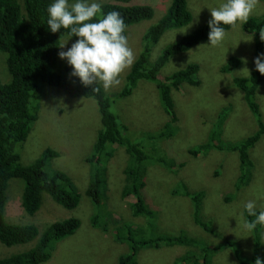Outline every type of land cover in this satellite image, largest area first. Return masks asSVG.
Returning a JSON list of instances; mask_svg holds the SVG:
<instances>
[{
    "label": "rangeland",
    "instance_id": "1",
    "mask_svg": "<svg viewBox=\"0 0 264 264\" xmlns=\"http://www.w3.org/2000/svg\"><path fill=\"white\" fill-rule=\"evenodd\" d=\"M23 1L19 0L22 6ZM171 2L172 0L133 1L132 4L149 5L155 10L152 20L128 29L129 46L136 58L143 35L163 18ZM223 2L224 0H188L193 14L192 22L165 33L153 46L150 60L154 61L167 46L208 24L212 18L209 9L219 7ZM106 3H113V0H103V4ZM22 9L24 13V8ZM262 15L264 2L257 0L250 18ZM244 23H238L226 32L227 35L220 44L211 46L209 40L201 43L172 58L161 71L162 77L167 78L185 69L190 63L200 65L201 87L185 86L181 92L172 93L179 122L174 129V136L169 139L154 144L147 138V131L162 129L169 121L159 103L155 85L142 81L132 98L124 100L116 96L123 89L125 76L132 65L122 73L119 85L105 90L102 83L99 84L111 101V111L119 122H125L128 126L124 129L125 136L140 144L147 152L150 151L146 187L142 194L148 208L155 212L152 223L144 217L133 216L131 205L135 203V198L123 197L125 170L130 160L125 147L112 145L109 148L113 153L112 158L106 160L107 157L103 154L95 159V144L102 128L97 102L92 98H74L60 88L40 82L37 102L39 119L33 124L27 140L17 146L16 152L21 158V164L25 166L41 159L48 149L56 152L58 156L51 160L49 169L66 173L72 179L80 200L77 208L68 210L45 195L41 209L35 215H29L22 207L23 180H11L7 190L6 220L15 225H34L38 228L39 235L32 242L22 245L7 247L0 243V259L34 248L53 223L78 218L80 228L73 236L54 244L52 258L45 264H120L122 256L132 253L127 238L123 235L121 238L116 237L117 230L126 229V226L144 227L139 228L137 233L145 234L148 238L165 235L177 237L186 233L205 246H219L217 252L211 254V264H240L235 253L237 249H240L247 262H251L248 260L252 250L251 232L244 229V205L252 200L257 204L258 211L264 210V135L250 150L254 164L252 176L249 184L240 190L237 189V181L241 177L239 153L229 149L260 129L259 118L250 109L245 94L234 83L236 77H249L253 73L261 76L255 102L264 124V75L256 71L255 40L252 35L243 31ZM74 42L71 37L63 35L61 45H67L64 49H59V52L67 50ZM231 57L240 60L239 67L232 73H222L221 69ZM245 68L250 73L242 72ZM57 72L75 84H82L71 75V67L60 57ZM11 81L7 55L0 51V83L7 85ZM221 114L225 120L217 127L220 140H216L215 147L203 156L192 155L189 150L208 141ZM135 121H146V127L142 124L135 125ZM160 157L165 160L166 165L156 163ZM172 159L179 164L185 163L184 167L170 169L168 165ZM97 170L102 172L103 178L104 196L100 204H96L86 194L91 177ZM181 182L192 193L202 195L201 220L208 225L209 231L194 222L192 200L173 195ZM95 216H98L97 224H100V228L93 226ZM105 226L108 228L107 232L102 231ZM261 230L260 252L262 250L263 256L264 226H261ZM188 250L191 249L178 245H164L159 249L144 248L136 256V264H181V258Z\"/></svg>",
    "mask_w": 264,
    "mask_h": 264
},
{
    "label": "trees",
    "instance_id": "2",
    "mask_svg": "<svg viewBox=\"0 0 264 264\" xmlns=\"http://www.w3.org/2000/svg\"><path fill=\"white\" fill-rule=\"evenodd\" d=\"M133 1L113 0V3L103 4L105 13L118 11L122 15L127 25V37L128 29L131 26L152 20L155 16L152 6L132 4ZM258 1L264 2V0ZM51 2L52 0H24L22 6L19 0H0V51L7 55V67L12 77L10 84L0 83V243L7 247L30 243L39 235V230L34 225H15L6 220L7 190L11 180H23L25 185L22 207L29 215H35L41 209L45 195H49L56 203L68 210L77 208L80 200V195L76 191L72 179L62 171L49 169L51 160L58 156L56 152L48 149L41 159L27 166L21 164V158L16 152L17 146L27 140L33 124L39 119V104L37 102H39L40 82L60 88L74 98H92L97 102L102 128L98 132L95 144V159L104 154L108 160L113 157V153L109 149L110 146H124L130 160L125 170L126 185L123 197L135 198L136 201L131 205V208L133 216L136 218L144 217L152 223L155 216V212L148 208L149 205L142 194L146 187V168L150 151L147 152L140 144L132 142L125 136L124 129H127L128 126L125 122H119L117 116L111 111V101L103 87L100 85L86 87L82 84H75L65 75L57 72L59 47L64 31L65 35L73 40L78 37L71 35L68 30H61L55 34L50 32L46 22L48 19L47 8ZM22 8H24V13ZM192 20L193 14L189 9L188 0H172L163 18L143 35L138 57L125 76V85L121 91L116 93L118 98L128 100L135 96L138 84L142 81L155 85L159 103L168 115L169 121L162 129L154 132L147 131L149 132L148 140L153 141L154 144L174 136V129L179 119L175 110L173 91L181 92L185 86L200 88L202 85L199 78L200 65L197 63H190L185 69L173 73L167 78L162 77L160 73L175 56L207 42L210 29L206 24L201 29L185 35L167 46L154 61L150 60L152 48L165 33L187 26ZM224 27L228 32L235 26L225 25ZM262 29H264V15L259 18H249L243 25V31L254 37L255 56L264 53V41H261L259 36ZM239 65L240 60L231 57L221 71L222 73H232ZM234 80L236 87L245 94L250 109L259 118L260 125V129L254 135L243 140L240 144L229 147L239 153L241 177L237 181V189L240 190L251 180L254 164L251 160L250 150L264 135V124L260 120V112L255 102L257 88L261 84V76L258 73H253L249 77H236ZM95 87L96 89H94ZM221 115L217 126L211 131L208 141L189 150L192 155L203 156L215 147V141L220 140L217 127L225 120L223 114ZM138 124L146 127V121L140 123L135 121V125ZM144 134L143 132V136ZM156 163L166 165L162 157L157 159ZM170 163L168 165L170 169L173 167L182 168L185 165L183 162L177 163L174 159ZM102 182V172L97 170L91 177L86 193L96 204H100L104 196ZM173 195L191 199L194 222L202 229L209 231L208 225L201 220L202 195L192 193L184 182H181L179 187L173 191ZM244 216L246 220L254 219L247 214L246 210ZM94 218L93 226L100 228V224H97L98 216ZM80 226L78 218L55 222L47 229L34 248L9 258L0 259V264H45L52 258L54 244L73 236ZM139 228L144 227L126 226V229L119 228L117 230L116 237L121 238L123 235L127 238L126 241L132 249V253L120 258V264H136L139 250L144 248L159 249L164 245L185 246L186 249H191L181 258V264H211V254L220 248L219 246L218 248L205 246L186 233H181L177 237L165 235L148 238L145 234L137 233ZM102 231L107 232L108 228L105 226ZM261 235V226L251 232L252 250L251 258L248 259L251 262L245 260L240 249L235 251L240 264H255L257 257L264 260L262 250L260 252ZM227 244L232 246L230 242Z\"/></svg>",
    "mask_w": 264,
    "mask_h": 264
},
{
    "label": "clouds",
    "instance_id": "3",
    "mask_svg": "<svg viewBox=\"0 0 264 264\" xmlns=\"http://www.w3.org/2000/svg\"><path fill=\"white\" fill-rule=\"evenodd\" d=\"M256 6L257 0H224L219 7L210 8V45L224 40L225 25L234 27L246 22ZM47 15L46 24L51 33L68 30L78 37L71 47L59 52L60 59L71 67L73 77L86 87L102 83L105 90L121 83L122 73L134 63L136 56L129 46L125 20L118 11L105 13L103 0H52ZM259 36L264 41V29ZM66 45L59 48L64 49ZM254 63L256 71L264 75V53H260ZM244 71L250 73L247 68ZM244 208L254 217L244 222L246 231L253 232L258 226H264V210L258 211L254 201L249 200ZM255 264H264V260L257 257Z\"/></svg>",
    "mask_w": 264,
    "mask_h": 264
}]
</instances>
